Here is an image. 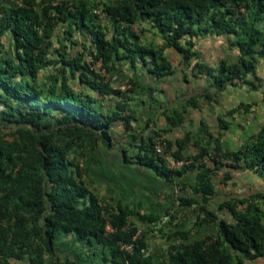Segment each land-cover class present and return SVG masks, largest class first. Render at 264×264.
I'll use <instances>...</instances> for the list:
<instances>
[{
  "label": "trees",
  "instance_id": "trees-1",
  "mask_svg": "<svg viewBox=\"0 0 264 264\" xmlns=\"http://www.w3.org/2000/svg\"><path fill=\"white\" fill-rule=\"evenodd\" d=\"M243 6L246 12L234 11ZM59 25L68 43L55 47ZM149 31L162 40V47L154 39H141ZM207 32L229 36L238 54L236 60H222L213 68L196 64L199 71L213 77L216 91L248 84L264 100V78L257 76L259 60H264V0L0 1V264L25 258L29 264H48L46 254L53 257L49 264H244L264 256V121L237 150L224 148L206 127L198 140L188 133L170 140L163 128L147 136L132 133L134 153L128 155L130 150L123 147L126 161L152 168L170 187H189V195L177 196L174 203L200 204L194 225L215 228L189 242L192 229L167 233L174 242L161 261L145 252L146 235L136 223H156L160 214L105 199L90 187L88 167L75 158L79 145L112 143L117 124L128 129L134 120L126 95L134 82L129 80L126 90L113 87L92 62L99 60L111 71L118 60L141 61L149 72L162 76L170 70L164 47L189 59L192 38ZM5 35L13 57L3 55ZM81 35L90 40L89 46ZM69 44L80 47L67 50ZM49 66L48 84H39ZM107 95L116 97L114 103L106 101ZM187 102L199 106L195 97ZM253 104L240 103L226 114L247 112ZM184 120V109L166 115L168 128ZM228 124L221 118L219 128ZM161 136L165 152L184 160L183 165L171 168L155 152L156 137ZM192 143L200 144L198 150L185 154ZM194 166V182L180 180ZM236 170H251L262 188L227 194L216 208H208L218 174V182H226ZM216 211L228 219L217 217ZM63 246L65 254L59 257Z\"/></svg>",
  "mask_w": 264,
  "mask_h": 264
},
{
  "label": "crops",
  "instance_id": "crops-1",
  "mask_svg": "<svg viewBox=\"0 0 264 264\" xmlns=\"http://www.w3.org/2000/svg\"><path fill=\"white\" fill-rule=\"evenodd\" d=\"M148 34L141 35V39L146 40ZM149 36L147 38L154 39L155 45L162 47V40L159 37ZM192 39V55L189 59H186L180 50L164 47L163 54L170 63V70L162 76L149 72L147 66L141 61H136L134 64H131L128 59L116 61L113 71L115 76L119 80H124L123 83L129 80L134 82L132 90L126 93L134 120L130 121L128 129H125L121 123L117 124L112 143L109 141L106 145L98 146L84 144L77 147L75 155L79 163L88 167L86 177L93 190L112 202L122 200L130 205H137L141 212L158 213L161 216L158 222L163 220L164 210L173 204L170 186L152 168L126 161L123 147L134 153L130 145L132 133L141 132L147 136L152 133V130L163 128L167 129L164 135L170 140L181 138L187 133L198 140L201 139V128L206 127L219 137L224 148L237 150L258 131L264 121V100L260 90L253 89L248 84H241L227 85L221 91H216L213 86V77L200 72L195 66L204 64L213 68L222 60H236L238 50L229 43L230 37L226 34L207 32ZM184 43L181 42V45L184 46ZM117 87H120V84ZM249 90L252 93L251 97L258 99L260 104L252 101L253 99L244 102L243 99L247 97ZM252 91L256 95H253ZM205 93H208L210 97L205 98ZM111 96H105L108 103H114L116 97ZM191 97H195L198 107L187 105ZM240 103L253 105L247 112L240 109L232 115L226 114L228 110ZM172 109L179 111L184 109L185 120L179 126L168 128L166 115ZM221 118L229 123L224 129L219 128ZM147 123L148 127H145ZM199 146V143L190 144L185 154L195 153ZM196 171L195 166L189 167L180 180L187 184L193 183ZM220 178L219 173L216 180V186L219 185L217 192L221 190V193H224L222 188L228 180L218 182ZM94 181L105 184V187L99 190L93 185ZM217 200L215 194L208 204L217 206L220 201L217 202Z\"/></svg>",
  "mask_w": 264,
  "mask_h": 264
},
{
  "label": "rangeland",
  "instance_id": "rangeland-1",
  "mask_svg": "<svg viewBox=\"0 0 264 264\" xmlns=\"http://www.w3.org/2000/svg\"><path fill=\"white\" fill-rule=\"evenodd\" d=\"M2 2L9 1V0H0ZM235 12H246V8L243 6L242 8H236L234 9ZM100 14V22L102 24H106V20L103 15ZM149 33L151 37L153 36V33L151 31L147 32ZM147 35V37H148ZM149 36V37H150ZM81 41H84L87 46L90 45V40L86 37H83L82 35L79 38ZM156 40V38H155ZM53 41L55 47L58 46L60 42L68 43V40L65 39L64 29L62 25H59L54 33ZM80 46L70 45L67 47L68 49H75L79 48ZM233 47V46H232ZM3 55L4 56H10L13 57V45L8 37V35H5L3 39ZM92 60V56L88 57V61ZM92 67L94 70L100 74V76L104 77V79L110 82L113 86L117 87L121 83L123 84L124 80H119L116 74H114L115 68H112L111 71L105 70L101 62L98 60L96 62H92ZM53 69L52 66H49L46 68V72L43 76H41L38 79L39 84H48V79L46 78L47 75L52 72ZM117 71V70H116ZM115 71V72H116ZM257 76L264 78V60H261V63H258L257 66ZM251 79L255 80L253 77ZM118 82V83H117ZM255 82H258L255 80ZM253 92V95H256V93ZM252 93L251 90H249L247 97H245L244 102L249 101L250 99H253L252 101H256L258 103V99H254L255 97H251ZM244 98V97H243ZM260 104V103H258ZM80 147V145H79ZM73 152V151H72ZM132 152H129L128 155H131ZM73 157V154L71 155ZM226 185L223 186V192L227 194L233 193V194H243V193H249L254 189H260L262 188V180L258 178L251 170H244V171H234L232 173V178L228 180ZM95 187H98L99 190L103 187H105V184L98 183L97 181H94L93 184ZM181 186V184L179 185ZM217 189H219V185L216 186ZM171 190L172 199L175 198L173 195L172 187L169 188ZM169 190V191H170ZM180 195H189L188 191L190 192L189 187H180ZM224 193H221V190L216 193V200L217 202L221 200V197L225 196ZM214 197V196H213ZM212 197V198H213ZM174 203V201H173ZM177 203L171 204V209L169 211L170 215H164V218L161 222L151 224V223H144L142 221H136L138 227L144 231L146 235V242H147V248L145 249V252L148 254H151L153 256V259L155 261H161L165 259V257L168 254V251L170 249V246L172 242H174L173 239L167 238L166 234L175 230H186V229H192L186 242L192 241L196 238L203 237L205 234H209L215 230L214 226L212 224H200V225H194V222L196 221V217L198 213L200 212L199 206L200 204H193L190 206H176ZM208 208L214 209L216 206H212L211 204L207 205ZM217 217L228 219L227 214L223 213L222 211H216ZM194 225V226H193ZM62 250H59L57 255L59 257H62L65 253L63 250H65L66 247H62ZM46 261L49 264L53 261V257L49 254H46ZM12 264H29L28 260L22 259V260H11ZM244 264H264V256L261 258H258L254 261L245 262Z\"/></svg>",
  "mask_w": 264,
  "mask_h": 264
},
{
  "label": "built area",
  "instance_id": "built-area-1",
  "mask_svg": "<svg viewBox=\"0 0 264 264\" xmlns=\"http://www.w3.org/2000/svg\"><path fill=\"white\" fill-rule=\"evenodd\" d=\"M129 87H130V83L129 82H125V83L120 85V88L122 90H126ZM165 147H166L165 138L162 137V136L161 137H156L154 150H155L156 153H158L160 156H162V157H164L166 159L167 165L169 167H171V168H178L181 165H183L184 160H180V159H177V158L173 157V155L170 152H165ZM207 158L208 157L206 156L205 159H207ZM186 162L188 163L189 161H186ZM172 190H173V195L175 196V198L180 195L181 190H180V186L179 185H173L172 186ZM126 248H128V247H126Z\"/></svg>",
  "mask_w": 264,
  "mask_h": 264
}]
</instances>
